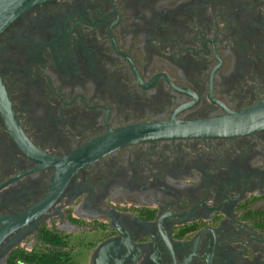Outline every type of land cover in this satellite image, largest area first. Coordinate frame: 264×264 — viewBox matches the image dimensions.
Listing matches in <instances>:
<instances>
[{
	"label": "flooded vegetation",
	"instance_id": "flooded-vegetation-1",
	"mask_svg": "<svg viewBox=\"0 0 264 264\" xmlns=\"http://www.w3.org/2000/svg\"><path fill=\"white\" fill-rule=\"evenodd\" d=\"M262 101L264 0H0V264H264Z\"/></svg>",
	"mask_w": 264,
	"mask_h": 264
},
{
	"label": "water",
	"instance_id": "water-1",
	"mask_svg": "<svg viewBox=\"0 0 264 264\" xmlns=\"http://www.w3.org/2000/svg\"><path fill=\"white\" fill-rule=\"evenodd\" d=\"M161 128H164L163 126ZM157 126L144 125L136 127L133 133L126 135H136L137 137H152L169 132L162 130H174L178 127L161 129ZM187 131L194 132L195 135L231 137L236 135L253 133L264 129V101L243 110L229 113L221 118L209 119L203 122H192L181 127ZM159 133H150L151 130H159ZM197 133V134H196Z\"/></svg>",
	"mask_w": 264,
	"mask_h": 264
},
{
	"label": "trees",
	"instance_id": "trees-1",
	"mask_svg": "<svg viewBox=\"0 0 264 264\" xmlns=\"http://www.w3.org/2000/svg\"><path fill=\"white\" fill-rule=\"evenodd\" d=\"M48 254L46 264H81L85 259V252L81 247L73 249L64 245L62 250L54 248Z\"/></svg>",
	"mask_w": 264,
	"mask_h": 264
}]
</instances>
